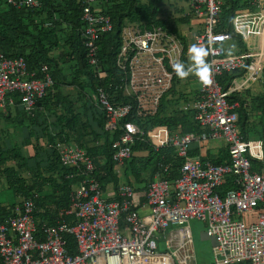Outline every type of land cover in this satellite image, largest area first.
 I'll list each match as a JSON object with an SVG mask.
<instances>
[{
    "label": "built area",
    "instance_id": "1",
    "mask_svg": "<svg viewBox=\"0 0 264 264\" xmlns=\"http://www.w3.org/2000/svg\"><path fill=\"white\" fill-rule=\"evenodd\" d=\"M223 0H189L190 14L204 15L202 32L195 42L206 52L209 82L198 73L195 94L178 100L180 110H193L203 130L183 131L165 124L148 129L126 120L129 115L154 113L180 78L176 66L190 72L198 64H185V40L160 25L126 23L115 63L122 71L119 85L101 83L107 72L99 66L97 41L112 29L109 15L95 5L97 0H82L81 37L87 62L100 81L89 94L93 106L105 115V130L116 132L111 142L116 189L107 193V184L94 175L95 165L87 151L73 142L52 145L61 165L77 177L69 194V208L57 213L54 224L37 227L33 198H23L14 214L0 222V264H189L192 236L189 220L202 219L205 234L213 238L215 264H264V137L244 139L237 128L240 95L261 78L264 67V3L253 0V8L237 11L231 32L217 31ZM16 7H37L38 0H6ZM46 25H50L47 22ZM240 37L241 50L229 51L231 35ZM184 36V35H183ZM237 74L223 88L224 73ZM41 77L28 70L23 57L0 53V111L19 105L33 114L37 101L48 94L53 79L45 65ZM114 86V87H113ZM110 90L122 89L129 101L112 102ZM248 101L247 98L244 102ZM246 104V103H245ZM223 140L228 161L202 162L191 155L194 143ZM135 141L149 143L153 149L173 147L181 158L173 179H153L135 188L121 178L124 162L130 158ZM253 163L257 165L253 168ZM169 165L162 170L167 171ZM231 177L233 187H220ZM72 215L73 223L63 216ZM177 226V227H175ZM75 239V252L66 246L65 235ZM163 242L164 250H158Z\"/></svg>",
    "mask_w": 264,
    "mask_h": 264
},
{
    "label": "trees",
    "instance_id": "2",
    "mask_svg": "<svg viewBox=\"0 0 264 264\" xmlns=\"http://www.w3.org/2000/svg\"><path fill=\"white\" fill-rule=\"evenodd\" d=\"M38 1L37 7H16L6 0H0V53L8 57H23L28 70L34 71L36 77L42 76L40 68L45 65L54 82L48 94L37 101V110L33 114L24 111L19 105L8 107L7 113L0 111V178H4L14 198H33V216L37 227L42 223L54 224L58 211L69 208V194L78 181L77 177H68L74 170L61 165L52 146L57 141L73 142L83 147L95 165L94 175L102 182V186L112 182L116 189L118 184L111 148V142L118 135L115 131L105 130V115L93 106L87 92L88 88L94 89L100 81L87 62L81 37L82 0ZM167 1L97 0L96 6L110 16L113 24L112 29L102 34L97 41L99 66L107 72L101 83L113 81L114 86L119 85L122 71L115 63V56L121 43V29L126 23L147 27L160 25L185 38L180 26L188 23L189 14L183 13L182 8L172 2L167 6ZM247 2L223 0L216 30L231 32L234 14L238 9L248 6ZM47 22L50 25H46ZM228 47L229 51L241 50L244 44L239 36L232 34ZM66 66L71 68L69 72ZM236 74V71L224 73L219 79L221 86L225 88ZM261 79L262 91L258 95L246 89L240 95L232 94L229 97L241 103V107L236 109L237 128L244 139H249L251 130L257 137H264V67ZM66 85L79 88L75 99H69L61 92V87ZM108 92L112 102L129 101L121 88H109ZM175 92L173 86L163 96L154 113L132 114L126 120L135 122L143 129L165 124L171 128L180 126L183 131L203 130L194 119L192 109L180 110L175 107L178 102V98H173ZM169 93L172 95L168 96ZM247 97H250V105L244 106ZM168 109L171 112H167ZM252 116L257 120L256 124H251L249 118ZM9 127L11 130H8ZM11 131L22 136L20 141L17 136L10 138ZM25 148L32 150V153H27ZM131 150L121 176L127 183H132L131 180L138 182L134 183L135 188L142 189L158 171L162 178L173 180L177 176L181 158L177 157L173 147L155 150L149 143L135 141ZM228 159L225 146L221 155L212 160L222 163ZM164 165H169L167 171L162 170ZM256 167L253 163V168ZM231 187V177H227L220 187L221 194ZM16 204L20 205L17 202L9 206L0 203V222L14 214ZM63 218L67 222L74 221L72 215H64ZM64 237L67 248L75 252L74 237L70 234Z\"/></svg>",
    "mask_w": 264,
    "mask_h": 264
},
{
    "label": "rangeland",
    "instance_id": "3",
    "mask_svg": "<svg viewBox=\"0 0 264 264\" xmlns=\"http://www.w3.org/2000/svg\"><path fill=\"white\" fill-rule=\"evenodd\" d=\"M259 1L264 3V0H259ZM169 2H172V3L175 2L177 7L182 8V11L189 14V21H188L187 27L190 30L188 32H190L192 34H197V35L201 34L202 28L204 25V15L197 16L194 14H190L189 0H169L166 2L167 6H168ZM95 5H96V3H95ZM248 9H249V6H246V7H242L240 9V11H244V10H248ZM171 15L173 16L174 13H171ZM184 36H185V34H184ZM192 45H196L197 47L203 48V46L201 44H198L196 42H188L187 41L184 43L185 60H186L187 65L193 64L195 62V59H194L195 53L190 51V48ZM66 68H68V66H66ZM69 70H71V68L70 69L68 68L67 72H69ZM193 71H194L193 73L198 74L197 70H193ZM191 77H192V70H190V72H189V77H188L189 79L187 78V79L183 80V83L189 84L192 89L199 88V84L196 81L190 79ZM78 91H79V88L76 87L75 85H66V86L61 87V92L64 95H67L69 97V99L72 98V100L75 99V97L78 94ZM91 91H92L91 88L87 89V92L89 94L91 93ZM167 112H171V110L168 109ZM256 122H257V120L252 119L251 124L252 123L256 124ZM1 126H2V122L0 123V128H1ZM237 127H238V125H237ZM8 130H11V127H9ZM249 136H250L249 138H251V139H255L257 137V135L254 134L252 130L250 131ZM17 140L20 141V139L18 137H17ZM221 141L223 143L225 142L223 140H221ZM27 149L28 148H25V151L27 153H32V150L29 151ZM120 179L123 182H125L123 180L122 176ZM131 182L132 183H129V184H131L132 186L135 185L134 183H136V184L138 183V182H135L134 180H131ZM125 183H127V182H125ZM3 185H5V180H4V178H0V188ZM73 186H76V183ZM113 187H114L113 183L109 182L107 184V190H106L107 193L106 194H110L111 191L113 190ZM17 198H18V200H20L22 197H17ZM12 201H13V198H12ZM188 224L191 228L192 255H193V257L189 260V264H215L214 258H213V253H212L213 238H211L205 234V222L202 219L192 218L189 220ZM175 227H177V226H175ZM158 250L159 251L164 250L163 242L158 243ZM240 264H245V263H240Z\"/></svg>",
    "mask_w": 264,
    "mask_h": 264
},
{
    "label": "crops",
    "instance_id": "4",
    "mask_svg": "<svg viewBox=\"0 0 264 264\" xmlns=\"http://www.w3.org/2000/svg\"><path fill=\"white\" fill-rule=\"evenodd\" d=\"M247 1H248L247 4L249 6V9H251V7L253 8V5H252L253 0H251V1L247 0ZM242 3H243V1L241 2V4ZM173 4H175V2ZM246 6H244V7H246ZM240 9H238V11H240ZM183 13H185V12L183 11ZM186 14H188V13H186ZM187 25H188V23L185 24V25H181L180 26V30L185 34L184 40H185V42H187V41L188 42H195V37H196L197 34H192V33L188 32L190 29L187 27ZM205 58H206V56H204V60H205ZM185 64H186V60H185ZM193 64H197L196 61ZM187 66H189V65H187ZM199 68H200V66L198 65V66H196L195 68L192 69V77L190 79L196 81L195 80V75H197V74L193 73L194 72L193 70H197L198 71L197 73H199ZM261 78H262V72H261ZM261 78H260V80L258 82H256L255 84H253L249 88V90H251V92H250L251 94L258 95L262 91V85H261L262 84L261 83L262 79ZM174 88L176 89V92H175V95H174L173 98H175V99L178 98V100L182 99L184 94H186L188 92H191V95L195 94L197 89H198V88L192 89L189 84H185V83H183V81L177 82L174 85ZM171 95H172L171 93L168 94V96H171ZM247 100L248 101L244 102V106H249L250 105V97H247ZM175 107L177 108V104H175ZM240 107H241V103H240ZM3 113H7V110L5 112H3ZM252 119L254 120L253 116L250 117L249 120L252 121ZM16 136L19 139L22 138V136H20V134L18 132L14 133V131H11L10 138H13V137H16ZM256 138H259V137H256ZM225 146H226L225 142L223 143L220 139L219 140L209 139L205 143H194V144H192V149L190 150V154L199 156V158H200V160L202 162H204L206 160H209V161L213 162L212 159L219 157L221 155L223 147H225ZM140 154H144V153H140ZM12 198H13V201H12ZM22 200H23V198H21L20 200H18L17 197L14 198V196L12 194V190L7 188L6 185H3L0 188V203L9 206V205H11V204H13L15 202L21 204ZM17 205H19V204H16L15 206H17Z\"/></svg>",
    "mask_w": 264,
    "mask_h": 264
},
{
    "label": "clouds",
    "instance_id": "5",
    "mask_svg": "<svg viewBox=\"0 0 264 264\" xmlns=\"http://www.w3.org/2000/svg\"><path fill=\"white\" fill-rule=\"evenodd\" d=\"M190 51L195 53L194 59L196 63L200 66L199 72L200 75L204 77V82L205 83L209 82V77H208L209 66L206 64L204 60V56L206 55L205 50L202 47H197L196 45H192ZM176 68H177V75L180 78H184L189 75L188 71L181 69V66L177 65Z\"/></svg>",
    "mask_w": 264,
    "mask_h": 264
}]
</instances>
